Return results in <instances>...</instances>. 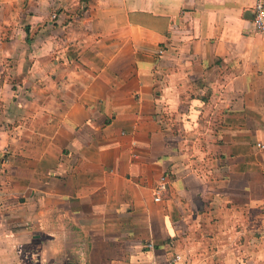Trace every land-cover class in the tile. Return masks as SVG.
<instances>
[{
  "label": "crops",
  "instance_id": "obj_1",
  "mask_svg": "<svg viewBox=\"0 0 264 264\" xmlns=\"http://www.w3.org/2000/svg\"><path fill=\"white\" fill-rule=\"evenodd\" d=\"M254 1L0 0V264H264Z\"/></svg>",
  "mask_w": 264,
  "mask_h": 264
},
{
  "label": "built area",
  "instance_id": "obj_2",
  "mask_svg": "<svg viewBox=\"0 0 264 264\" xmlns=\"http://www.w3.org/2000/svg\"><path fill=\"white\" fill-rule=\"evenodd\" d=\"M252 23L256 31H264V0H255L252 6ZM261 147L264 145L258 144ZM167 178L166 175H161L156 185L153 187V199L154 201H160L163 192L166 189ZM152 243H148V248H153ZM181 260V256L178 253H172L164 261H154L152 264H177Z\"/></svg>",
  "mask_w": 264,
  "mask_h": 264
}]
</instances>
